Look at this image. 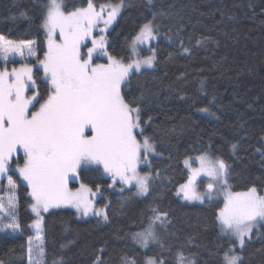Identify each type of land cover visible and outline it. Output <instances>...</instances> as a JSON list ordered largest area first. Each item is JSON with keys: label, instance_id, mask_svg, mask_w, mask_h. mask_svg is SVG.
<instances>
[{"label": "trees", "instance_id": "obj_1", "mask_svg": "<svg viewBox=\"0 0 264 264\" xmlns=\"http://www.w3.org/2000/svg\"><path fill=\"white\" fill-rule=\"evenodd\" d=\"M87 2L63 0V10L86 8ZM119 2L92 0L97 10ZM46 4L47 0H0V35L35 41L37 59L46 51L42 27ZM124 4L103 31L111 56L131 61V42L142 26L148 21L158 26L157 40L151 44L153 66L134 70L122 85L125 99L141 108L143 135L156 148L142 167L153 177L149 192L137 195L135 186L113 183L95 166L80 171L79 179L96 191L94 203L108 218L83 216L70 205L43 211L44 263L62 258V264H147L154 258L179 264L182 254L195 264H224L223 255L235 238L221 232L217 215L223 201H189L177 193L189 177L190 162L207 155L230 166L228 183L234 193L255 187L264 196V0H124ZM150 54L142 52L144 57ZM34 79L46 96L41 69H34ZM12 174L21 233L0 235V261L29 264L28 240L35 235L32 198L25 181L17 172ZM153 209L167 213V223H156L158 239L145 248L133 234L148 228ZM235 243L242 264H264V224L253 229L242 249Z\"/></svg>", "mask_w": 264, "mask_h": 264}, {"label": "snow or ice", "instance_id": "obj_2", "mask_svg": "<svg viewBox=\"0 0 264 264\" xmlns=\"http://www.w3.org/2000/svg\"><path fill=\"white\" fill-rule=\"evenodd\" d=\"M123 7L124 0H120L116 5L102 4L97 10L92 0H88L86 8L65 12L63 0H47L42 24L47 49L43 59L36 60L46 78V96L41 95L36 85L32 66L22 64L11 72L0 71V178L5 177L18 150H22L23 165L20 166L17 159L15 166L31 188L30 195L35 201L31 208L38 217L41 210L47 212L61 205H70L85 216L92 213L93 205L87 195L92 189L84 184L75 191L68 187L70 178H77L82 170H92V166L97 173L110 175L113 183L119 180L125 185H134L137 195L145 196L149 192L152 174L141 175L138 167L142 153L146 163L148 154L155 153L156 148L150 138L143 135L141 108L136 101L130 103L125 99L122 85L134 70L139 72L143 66L152 67L155 52L152 50L153 55L132 59L129 63L108 55L109 63L93 64L94 52L107 55L103 36L92 38V47L81 52V45L92 37L97 24L102 22L105 28L100 31H105ZM156 27L153 21L142 26L131 42L133 52L137 45L154 38ZM57 33L62 37L59 42L55 39ZM35 43L31 40L14 42L0 36V52L5 60L9 53L22 58L34 57ZM28 91L32 95H26ZM86 130H90L91 135H86ZM191 159L184 163L188 165ZM196 159L200 167L190 168L191 174L177 194H182L185 200L211 203L222 193L224 206L217 215L221 232L234 237L242 249L246 238H251L253 227L264 224V196L258 195L255 187L246 192L228 190L230 166L223 159L213 160L207 155ZM201 174L210 181L203 193L196 186V178ZM7 183L10 194L6 198L0 196V232L9 229L16 232L20 229L16 216L17 184L11 177H7ZM153 212L148 228L133 234L145 248L149 241L158 239L156 223L161 226L167 223V213L157 209ZM94 214L103 215L105 220L108 218L103 209ZM5 219H10L11 223H2ZM41 225L42 217L32 226L39 229ZM235 242L230 243L224 253V264H242V257L235 254ZM32 252L30 246V264H43V248L37 249L36 260L32 259ZM52 264H62V258H54ZM147 264H164V261L148 258ZM179 264H185L182 254ZM188 264L195 262L188 260Z\"/></svg>", "mask_w": 264, "mask_h": 264}, {"label": "rangeland", "instance_id": "obj_3", "mask_svg": "<svg viewBox=\"0 0 264 264\" xmlns=\"http://www.w3.org/2000/svg\"><path fill=\"white\" fill-rule=\"evenodd\" d=\"M105 27V25L101 22L99 24H97V26L93 29L92 31V37L86 39L83 44L81 45V52L82 54L84 52L87 51V48H91L92 47V43H91V39L92 38H96V39H99V37L103 36L104 37V32H101L100 29H103ZM140 32V31H139ZM155 32V31H154ZM139 34V33H138ZM137 34V35H138ZM1 36V35H0ZM7 40H10L8 38H6ZM55 39L57 40V42H59L62 37L59 35V33H57ZM157 40V35L155 33L154 35V38H152L151 40L149 41H146L144 44H141V45H137V49L135 52H133V59H136V58H140V59H143L145 58L144 55H142V52L143 50H148V51H151V55H153V51L154 48L151 47V44L153 41H156ZM10 41H13V40H10ZM14 42H19V41H14ZM34 48L36 50V43L34 45ZM46 49H47V44H46ZM105 50L107 52V55H104L102 53H99V52H94L93 53V59H92V63L93 64H107L109 63L108 61V58L107 56L110 55L109 52L107 51L106 47H105ZM133 51V50H132ZM155 52V51H154ZM141 54V55H140ZM148 57V56H147ZM43 59V58H42ZM36 60H37V50H36V56L34 57H27V58H22L20 57L18 54H12V53H9L8 54V58L5 60L4 59V54L2 52H0V71H4L5 69H7L9 72H11L12 68H17L19 69L21 67L22 64H28L30 66L33 67V78H34V69L35 68H39L43 71L42 67L37 65L36 64ZM124 63H129V62H125L123 61ZM143 67H147V66H143ZM141 67V68H143ZM44 73V72H43ZM26 95H32V92L31 91H28L26 92ZM42 102V101H41ZM38 107V105H37ZM35 109H30V111H34ZM86 135H91V131L90 130H86ZM138 138V137H137ZM139 139V138H138ZM150 154H154V153H149L148 155ZM20 156L23 157V151L22 150H18L17 152V155L16 157L13 158V164L12 166L10 167V170L8 171V173H6L5 177L4 178H0V196H3V197H7V195H9V190H8V183H7V177H11L13 179V172H18L17 168H16V162H17V159L19 160V165L22 166L23 165V162L20 163ZM213 160H215L216 158H212V157H209ZM147 162H148V159H147ZM147 162H143V153H142V162L140 163L139 167H138V171L140 172L141 175L143 174H148L147 172H144L142 170V167L145 166L147 164ZM190 164H192V168H199L200 167V163H199V160L198 159H194L192 162H190ZM94 167V166H92ZM191 174V173H190ZM189 174V175H190ZM20 175V174H19ZM107 176H109L108 174H106ZM22 179L23 177L20 176ZM14 180V179H13ZM187 182V181H186ZM185 182V183H186ZM209 179L201 174L200 176H198L196 178V186H197V190L201 193H203L205 191V188H206V185L207 183H209ZM25 183L27 184V182L25 181ZM77 184L76 186H73V184ZM183 183V184H185ZM81 184H84L82 180L79 179V176L75 179L73 178H70L69 179V182H68V187L72 190V191H75L77 190L78 188H80V185ZM229 184V183H228ZM28 185V184H27ZM85 185V184H84ZM29 186V185H28ZM134 186V185H133ZM230 186V185H229ZM17 189H15V193H16V196H17V199H18V194H17ZM29 189H30V193H31V188L29 186ZM180 189V187H179ZM178 189V191H179ZM100 190V189H98ZM97 190V191H98ZM231 192H233L231 190V187H229V189ZM93 192L95 193L96 191L92 190L91 193H88V199L92 202V205H93V212L92 213H89L87 216H90V215H97V214H94V213H98L102 208L100 207H96L95 203H94V195H93ZM234 193V192H233ZM258 194V193H257ZM98 194L95 193V196H97ZM182 195V194H181ZM259 195V194H258ZM32 198V197H31ZM219 200H222L223 201V206H224V197H223V194H219V195H216L215 199L213 200L214 202L215 201H219ZM192 201H196V200H192ZM207 201V200H205ZM212 201V202H213ZM34 199L32 198V204L34 203ZM31 204V205H32ZM74 208V207H73ZM31 209V212L32 214L34 215V221H36L37 219H39L40 217H42V225H41V228L37 229L35 227H33V223L31 224V228L34 230L35 232V235H32V237L29 238L28 240V248L31 246L32 249H33V252H32V259L33 260H36V252H37V249L42 247L44 252H45V247H44V238H43V235H42V229H43V223H44V214H43V210H41L40 212V216L38 217L37 214L35 212L32 211V208L30 207ZM75 209V208H74ZM76 210V209H75ZM77 211V210H76ZM78 214H80L78 211H77ZM82 215V214H81ZM16 216H17V219H18V204H17V208H16ZM85 216V215H83ZM19 222V221H18ZM2 223H11V220L10 219H5L2 221ZM260 225H257V226H254V228L256 227H259ZM21 233V230L19 229L18 231L16 232H12L10 229L9 230H6L4 232H0V235H10V236H15V235H19ZM151 241H149L150 243ZM231 255V254H230ZM28 260H29V254H28ZM188 260H191V259H185V264H188ZM192 261V260H191ZM29 264H30V261H28ZM43 264L44 263V260H43Z\"/></svg>", "mask_w": 264, "mask_h": 264}]
</instances>
